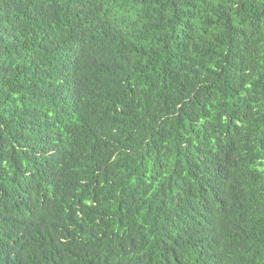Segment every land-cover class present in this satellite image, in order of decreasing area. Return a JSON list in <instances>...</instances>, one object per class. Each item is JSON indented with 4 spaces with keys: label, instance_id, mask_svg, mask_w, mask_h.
I'll use <instances>...</instances> for the list:
<instances>
[{
    "label": "trees",
    "instance_id": "16d2710c",
    "mask_svg": "<svg viewBox=\"0 0 264 264\" xmlns=\"http://www.w3.org/2000/svg\"><path fill=\"white\" fill-rule=\"evenodd\" d=\"M0 264H264V0H0Z\"/></svg>",
    "mask_w": 264,
    "mask_h": 264
}]
</instances>
